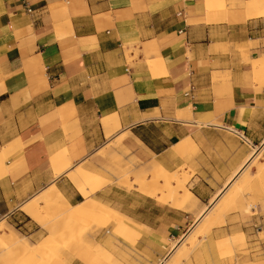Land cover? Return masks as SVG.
Returning <instances> with one entry per match:
<instances>
[{
  "label": "crops",
  "instance_id": "obj_1",
  "mask_svg": "<svg viewBox=\"0 0 264 264\" xmlns=\"http://www.w3.org/2000/svg\"><path fill=\"white\" fill-rule=\"evenodd\" d=\"M204 5L205 0H0V154L5 159L0 221L6 220L5 229L12 227L36 244L46 231L20 206L52 184L72 205L85 200L69 174L123 133L130 134L142 160L154 157L171 171L193 158L173 151L191 137L201 157L198 172L210 181L195 186L200 200H210L247 157L248 145L226 129L264 140V119L259 120L264 97L257 102L246 85L252 66L241 62L238 50L249 47L250 59L259 58L264 16L231 22L238 4L227 19L211 18ZM136 48L137 58L130 59ZM157 58L166 66L154 73L147 61ZM214 72L232 77L226 98L213 90ZM186 109L191 119L180 116ZM201 115L207 123L199 125ZM64 152L67 170L61 169ZM92 193L103 195L97 189ZM156 209L153 219L128 213L140 225L137 264H160L170 253L166 241L179 231L186 234L191 225L186 215L178 222L179 211L166 216L164 225L161 206ZM74 264L81 263L75 259Z\"/></svg>",
  "mask_w": 264,
  "mask_h": 264
},
{
  "label": "rangeland",
  "instance_id": "obj_2",
  "mask_svg": "<svg viewBox=\"0 0 264 264\" xmlns=\"http://www.w3.org/2000/svg\"><path fill=\"white\" fill-rule=\"evenodd\" d=\"M220 1L223 4H221L220 9L215 11L216 14L213 17L225 16L227 11L234 9L240 3L238 0ZM258 1L264 4V0ZM209 16H211L210 13ZM238 50L241 55V62L251 65L249 47H238ZM134 51L135 55L130 59L137 58L139 49L136 48ZM261 52H259V57H264V50ZM149 61L147 62L149 63ZM231 78L229 72H214L212 78L213 90L217 96L227 97L231 89ZM245 83L249 88L254 89L256 99H258L257 102L262 101L264 97V65L257 70L252 69L251 72H247ZM259 116V120L264 119V113L259 114ZM226 130L228 134L241 138L242 142L248 145L249 150L247 157L231 170L232 172L224 181L220 182L216 192L224 186L253 152L256 154L251 158L249 164L243 170H240L236 177L232 178L225 188L227 190L218 197L219 199L212 206L211 212L199 222H195L196 213L178 209L171 201H165L166 198L153 199L143 195L136 189L137 183L134 182L133 174L149 161L147 162L139 157L136 150L137 146L133 145L132 142L130 150L126 153H124V149L115 151V159L124 158V162L120 164V173L115 170V174L109 177L108 159L101 155V151L111 142L103 146L105 148H101L100 151L94 153L85 164L80 165V167L96 173L94 179H88L87 182H83V185L87 190L94 188L99 190V193H103L102 196L94 197L93 195L92 198L108 203L113 210L127 216L128 213H134L148 218L151 216L153 219L154 214H159V210L157 211L156 208L161 206L162 223L164 225L169 224V218L166 216L175 215L173 211H179L177 215L178 222L184 215L190 217L193 223L191 222L187 233L184 234L186 235L184 240L179 242V239L184 236V232L179 231L176 238L166 241L168 249L177 242L179 245H184V251L182 247L176 248L177 250L170 252L161 264H264V239H260L262 233H264V140H252L246 132L236 131L235 128ZM235 131L238 133H235ZM197 152H199L197 149L193 150L194 156L190 158L191 161L175 169L180 174L186 170L187 165L193 168V172L190 173V178L185 184L192 191H195V186L210 182L207 175L198 172L201 157H197ZM122 172L129 175V183L133 187L131 191H125L115 183L122 177ZM99 175L100 178L104 179L98 182L96 178H99ZM107 186L110 188H107ZM38 196L40 194L36 197ZM211 199L201 200L197 212L200 211L202 206L209 204ZM219 208L221 211L211 216L212 211ZM43 212L47 217L52 218L54 216L52 214L54 210L51 208H45ZM105 217V213H92L86 214L75 222L73 220L66 223L65 221L59 222L56 228V231H58L57 239L52 244L53 251L50 258L52 262L49 264H74L75 259H78L81 264H137V261H141V253L137 248L140 228L133 226L130 231L122 232L121 229L116 228V225L110 224V219L105 224ZM6 227V220L0 221V264H14V259L7 256L9 247L2 242V234L9 232L12 228L5 229ZM91 231L94 233L93 236H90ZM48 235L46 232V235L32 246L43 245ZM59 236L62 238L59 239ZM193 240H195L194 244L191 243ZM226 240L229 243H226ZM98 244L104 245L108 249L110 254L108 260L97 252L95 245ZM76 246L78 247L76 248ZM73 252L74 255H72Z\"/></svg>",
  "mask_w": 264,
  "mask_h": 264
},
{
  "label": "bare ground",
  "instance_id": "obj_3",
  "mask_svg": "<svg viewBox=\"0 0 264 264\" xmlns=\"http://www.w3.org/2000/svg\"><path fill=\"white\" fill-rule=\"evenodd\" d=\"M221 4L223 3H221L220 0H205L204 6L208 11H210L211 18H213V15L216 14L215 11L220 9ZM239 7L240 8L238 10L229 14V19L231 22H245L254 17L264 16V4H261L258 0H241ZM227 17L228 15L221 19H227ZM126 50L127 54H129L133 51V47L131 46ZM250 61L252 69L254 70H257L264 65V57L251 58ZM149 66L151 71L155 73L158 71L161 72V70L165 68L166 64L163 58H157L150 60ZM180 116L191 119L192 112L190 109H186L184 115ZM196 122L199 124L207 123V120L201 115L198 117ZM130 141V134H123L119 135L118 138L114 140V142L110 141L111 143L109 142L110 144L108 146L106 145V148L103 147L105 149L101 151V155L108 159L107 170L109 171V177L110 175L115 174V170H118V172L121 171L120 164L124 162V158L115 159V151L124 149V153H126L131 148ZM100 149L98 151H100ZM195 149H197L196 144L191 139V137H188L173 146L174 153L185 160H187L189 156H192L193 150ZM65 154L66 152L59 155L60 160H64L62 162L64 163V166L61 168L63 170H67L70 166V161L64 157L66 156ZM255 154L256 153L253 152L250 157H248L246 162H244L232 175V177L224 184V186L216 192L209 204L202 206L199 212H197V209L200 207L201 200L190 187L185 185L190 178V173L193 172V168L190 165H187L186 170L179 174L177 171H171L167 169L161 164V162L153 157L149 160H146L149 162L139 171L133 174L134 182L137 183L136 189L143 195L154 199H158L160 197L163 199L166 198L165 201H171L176 208L187 212L196 213L195 222H199L203 217L211 212L212 206L215 202H217L219 199L218 197L224 194V192L227 190L225 188L231 182L232 178L236 177L238 172L243 170L247 164H249L251 158H253ZM4 160L5 159L3 155L0 154V171L3 170L5 166ZM95 174L96 173L93 171H89L84 167H80L69 174L70 180L85 196V200L76 205H72L63 191L55 184H52L50 187L43 190L40 193V196L34 197L32 200L20 206L21 211L27 214L37 224L42 226L49 235L48 238L44 240L43 245L32 246L29 244L28 238L25 235L19 233L16 229L11 228L9 232H4L1 236L3 238L2 242L7 244L9 247L7 256L14 259V264H49L52 262L50 260L51 252L53 251L52 244L57 239L58 231H56V228L59 225V222L65 221L66 223L72 220L75 222L86 214L105 213L106 217L104 219V223H108L110 219V224L116 225V228L121 229L122 232L130 231L133 226L140 228V225L132 218L128 217L124 213L113 210L108 203L89 196V192H94L96 189L93 188L87 190V188L83 185V182H87L88 179H94ZM121 176L122 177L115 182L116 185L123 188L125 191H131L133 187L132 184L129 183V175H127L126 172H122ZM96 179L99 182L104 178H100L99 175V178ZM45 208H51L54 210V213H52L54 216L52 215V218L47 217L44 214L43 211ZM219 211H221L220 208L217 210L214 209L211 213V216ZM93 234V231H91L90 236H93ZM185 237L186 235L182 236L179 239V242L180 240H184ZM261 237L262 238L260 239H264V233H262ZM60 238L62 237L59 236V239ZM194 242L195 240H193L191 243L194 244ZM225 242L229 243L228 240ZM77 247L78 246H76V248ZM95 247L97 252L104 256L105 259L108 260L110 258L109 251L104 245L98 244L95 245ZM178 247H182V250L184 251V245H179L176 242L171 246L170 252H174V250H177L176 248ZM72 255H74V252ZM161 263H163V261Z\"/></svg>",
  "mask_w": 264,
  "mask_h": 264
},
{
  "label": "built area",
  "instance_id": "obj_4",
  "mask_svg": "<svg viewBox=\"0 0 264 264\" xmlns=\"http://www.w3.org/2000/svg\"><path fill=\"white\" fill-rule=\"evenodd\" d=\"M29 11H31V9H28Z\"/></svg>",
  "mask_w": 264,
  "mask_h": 264
}]
</instances>
